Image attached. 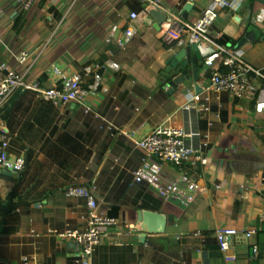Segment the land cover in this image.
<instances>
[{
  "label": "crops",
  "instance_id": "0c3cea01",
  "mask_svg": "<svg viewBox=\"0 0 264 264\" xmlns=\"http://www.w3.org/2000/svg\"><path fill=\"white\" fill-rule=\"evenodd\" d=\"M210 1L0 0V63H11L19 72L40 80L44 88L61 82V74L72 75L86 65L100 66L103 73L99 98L90 103L101 116L87 114V105L60 108L25 91L0 109V127L18 135L12 155L28 161L20 172L18 188L8 179L15 173L8 176L0 169L4 206L13 202L8 197L15 190L17 198L22 194L34 201L21 207L24 213L16 233L0 234L1 261L25 264L29 258L31 264H75L69 252L71 240L59 234L87 228L82 219L87 200L68 190L96 186L103 210L120 224L104 228L92 264H226L219 242L213 240L217 228L256 230L253 238L233 236L229 249L238 256L237 264H264V112L257 111L259 102H264V79L256 81L259 92L254 100L226 94L220 107L214 95L212 107L219 104L221 118L216 120L217 139L206 152L204 177L209 191L183 216L178 203L165 205L146 184L135 181L133 172L141 165L143 153L129 137L109 129L113 122L121 129H139L143 136L177 116L194 133L190 146L200 147V120L211 115L199 114L195 107L185 109L197 93L195 85L184 91L181 86L172 94L162 79L168 50L195 45L189 39L182 44L173 41L167 34L171 24H195ZM188 2L193 6L184 11ZM123 5L135 11L143 6L147 11L157 8L172 21L163 30L154 28L121 48L110 40V32L118 21L116 6ZM262 9L264 3L259 0H235L232 8L221 12L212 33L216 43L241 54L259 70H264V22L257 21ZM19 18L22 21L17 25ZM247 35L248 40L241 43ZM200 47L206 56L209 51ZM25 50L29 60L21 64ZM110 60L121 69L104 68ZM209 70L200 68L201 93L211 82ZM93 81L94 76H89L85 84ZM216 183L221 189L214 188ZM145 212L166 215L165 232L150 231ZM208 217L212 221L206 223ZM207 231L211 239L206 242Z\"/></svg>",
  "mask_w": 264,
  "mask_h": 264
},
{
  "label": "built area",
  "instance_id": "2783aa9c",
  "mask_svg": "<svg viewBox=\"0 0 264 264\" xmlns=\"http://www.w3.org/2000/svg\"><path fill=\"white\" fill-rule=\"evenodd\" d=\"M235 0H211L203 10L195 24L175 21L167 34L179 44L189 39L192 44L200 45L209 53L205 57L204 66L213 70L211 82L203 93H194L185 109L195 107L198 113H212L214 95L222 107L221 100L226 94L236 98L254 100L259 92L256 84L258 79H264V70H259L248 63L241 54L216 43L212 33L222 11L234 6ZM118 21L112 26L110 40L115 41L121 48L135 37H142L154 29L155 20L147 10L137 12L129 5L116 6ZM258 22H264V9L257 15ZM172 50H168V53ZM29 51H23L20 62L27 64ZM119 71L120 64L110 60L104 68ZM61 82L52 88H44L40 80H33L26 73L19 72L11 63H0V109L21 91L32 92L39 100L53 102L58 107L72 103L87 105V114L101 116L90 104L99 98L103 73L101 67L94 64L81 67L72 75L61 74ZM94 76L91 84H85V79ZM135 96L134 93H131ZM257 111L264 112V102H259ZM220 110L212 114L210 126L220 120ZM177 116L159 126L153 127L145 135H140L139 129L118 128L110 122L109 129H117L120 134L129 137L135 147L143 153L141 165L133 172L136 182L148 185L151 193L157 196L165 205L176 202L180 205V216L191 211L197 198L209 191L204 169L208 163L206 149L210 147V137L201 141L198 150L188 145V139L194 134ZM201 137V134H198ZM18 135L6 126L0 127V169L20 173L27 168L26 157H15L11 148ZM214 183V182H213ZM221 189V184H213ZM68 193L72 196L83 197L87 200V212L82 216L87 228L84 231L67 229L59 234L60 237L71 240L69 252L75 259V264H92L93 257L103 239V230L107 227L118 226L120 220L105 213L102 208L97 187L71 186ZM22 196V194H19ZM4 197V187L0 183V200ZM209 212V211H208ZM73 213V212H72ZM206 218L205 222H211ZM69 226V224H68ZM215 236L224 252L226 264H237L238 256L230 252L229 245L233 236L246 235L253 238L256 230L241 228H217ZM36 233L35 231H33ZM41 234H38L40 236ZM25 264H31L29 258Z\"/></svg>",
  "mask_w": 264,
  "mask_h": 264
},
{
  "label": "water",
  "instance_id": "95a60500",
  "mask_svg": "<svg viewBox=\"0 0 264 264\" xmlns=\"http://www.w3.org/2000/svg\"><path fill=\"white\" fill-rule=\"evenodd\" d=\"M264 3V0H259ZM193 4L188 2L186 4L184 11H189ZM150 15L155 20L154 28L161 31L165 23H171V16L161 11L157 8H150ZM234 16L236 22H240V17L234 12L231 13ZM252 30V29H251ZM250 30V31H251ZM248 35L241 43L246 42ZM205 54L203 53L199 45H183L177 49H173L166 56L165 69L163 71L162 81L166 83L171 88V93L175 94L180 87L183 91L188 88L190 84H194L197 89V93L202 92V88L199 84V71L201 67H204ZM193 109V107H192ZM188 139V145L189 144ZM200 147H195L198 150ZM4 174L8 176H14V172L3 171ZM26 204V201H21L18 204H14L12 201L7 203L8 209L12 210L14 208H21ZM146 218L144 220L145 224L148 225L150 231H155L157 233H163L167 227V217L161 213L145 212ZM142 228L146 229V226L142 224ZM73 245V244H71ZM0 264H9L0 260ZM16 264V263H13Z\"/></svg>",
  "mask_w": 264,
  "mask_h": 264
},
{
  "label": "trees",
  "instance_id": "16d2710c",
  "mask_svg": "<svg viewBox=\"0 0 264 264\" xmlns=\"http://www.w3.org/2000/svg\"><path fill=\"white\" fill-rule=\"evenodd\" d=\"M49 0H41L42 3H46ZM41 3V4H42ZM145 6H143V8L141 10H137V11H142L144 10ZM21 18H19L17 20V25H19L21 23ZM178 43L176 42L175 45H177ZM213 71L210 69L208 71V75L212 74ZM264 86V84H263ZM219 111V104L217 102L214 103L213 105V112L212 113H207L210 114L211 116L209 117L208 115H205L204 118H202L200 120V124H201V131H202V136H203V140L206 141L209 137H212V140H210V147L208 149H206L205 151L207 152L215 143L216 139H217V130H218V123L219 122H215L213 126H210V119L212 118V114H215ZM225 122H227V120H224ZM22 173H15V176L12 178H8L9 180H12L16 183V188H18L19 183L22 180L21 177ZM135 179V178H134ZM136 181V180H135ZM138 183V182H137ZM138 184H142V183H138ZM148 187V185H146ZM18 190L13 191L12 194L9 195L8 199L9 200H13V202L15 203H20L21 201H26L25 206H29L32 205L34 203V201L30 200L27 196H20L19 198H17V193L16 192ZM17 199V200H16ZM4 200L1 199L0 200V234H12V233H16L19 229H20V225L22 222V215L24 213L23 209H18V208H14L12 210H9L6 206H4ZM155 204H157L158 207L161 206V203H159L158 201L155 202ZM23 206V207H25ZM204 235L206 238V242L208 241V239H211V232L207 231L204 232ZM216 244H218L217 239H214Z\"/></svg>",
  "mask_w": 264,
  "mask_h": 264
}]
</instances>
